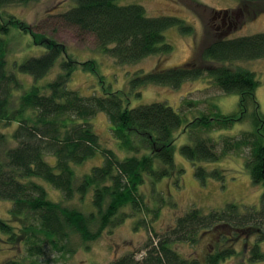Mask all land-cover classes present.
<instances>
[{
  "label": "trees",
  "instance_id": "trees-1",
  "mask_svg": "<svg viewBox=\"0 0 264 264\" xmlns=\"http://www.w3.org/2000/svg\"><path fill=\"white\" fill-rule=\"evenodd\" d=\"M30 1L37 0H0V198L12 201L10 213L20 224L13 226L0 218V239L7 236L8 241L20 242L24 247L22 256L6 259L2 264H40L34 258L44 255L48 245L57 251L72 252L68 247L70 236L78 235L87 242L136 212L144 211L145 216L153 212L157 216L158 209L148 207L139 187L146 175L153 185L171 173L168 168L175 169V131L184 123L183 115L164 101L128 107L120 90L82 95L70 88L73 72L85 62L75 60L63 44L44 33H35L31 25L4 10L13 3ZM236 1L249 10L255 7V1L261 0ZM263 10L264 7H259L257 12ZM3 16H6L4 23ZM57 16L62 23L92 35L100 52L119 64L159 54L155 67L147 72L139 70L129 80L132 88L148 83L177 88L187 79L206 77L221 92H236L238 110L232 114L211 111L199 123H187L184 128L193 142L182 145L180 150L191 160L215 161L230 151L244 149L252 182L263 185L259 208L236 202L209 211L190 207L176 216L171 228L155 233L154 238L149 237L142 246L109 264H202L195 255H181L174 244H195L208 235L209 247L203 263L219 264L238 254L233 243L248 234H253L256 240L248 250L249 260L264 264V252L258 243L264 241V112L259 110L255 98L258 84L255 73L227 64L264 57V31L218 37L208 23L188 62L164 66L166 55L172 50L165 38L166 29L179 25L182 32L189 33L193 28L179 17L149 16L143 5L122 4L119 0H74L72 6L60 10ZM12 27L28 32L32 43L41 49L10 67L9 42L3 36ZM56 64L58 71L52 78L39 82ZM19 74L29 75L32 83L25 86ZM188 99L181 102L182 109L193 106V100ZM98 112L106 114L118 146L130 155L121 158L102 144L90 122ZM248 117L253 128L236 136L216 140L197 133L200 127L229 128ZM97 153L102 155V163L91 167L77 181L73 165ZM222 171L197 166L195 175L202 181L209 176L222 179ZM41 180L52 185L65 200L72 199L75 193L82 198L92 191L93 210L85 213L49 198ZM127 206L131 212L123 211ZM144 224H150L146 217L136 220L135 228Z\"/></svg>",
  "mask_w": 264,
  "mask_h": 264
},
{
  "label": "rangeland",
  "instance_id": "rangeland-1",
  "mask_svg": "<svg viewBox=\"0 0 264 264\" xmlns=\"http://www.w3.org/2000/svg\"><path fill=\"white\" fill-rule=\"evenodd\" d=\"M119 2L122 4L139 3L143 5L149 16H176L193 27L189 33L182 32L179 25H172L166 29L165 38L172 45V50L166 55L164 66L188 62L194 54L196 44L203 39V31L207 29L208 23L212 24L214 34L218 37H227V35L236 37L264 31V10L257 12L259 7H264V0L255 1L253 3L255 7L249 10L238 5L236 0H119ZM73 4L74 0H37L13 3L4 10L7 11L6 14H14L22 22L31 25L35 33H44L56 42L63 44L75 60L85 62L84 66L78 65L73 72L68 83L70 88L77 90L82 95L103 94L105 90H120L124 93V105L128 107L164 101L183 115L184 123L175 131L173 157L175 169L168 168L171 173L153 185L150 183V177L146 175L144 183L139 187L148 207L158 209L157 216L153 212L146 216L144 211L136 212L117 226L106 227L94 240L83 242L78 235L70 236L68 247L73 250L72 252L66 251L67 249L57 251L48 245L46 253L38 259L35 257L34 260L40 264H109L112 260L142 246L149 237L154 238L155 233H162L171 228L176 216L190 207H200L203 211H209L220 208L225 203L236 202L240 206L249 205L259 208L263 185L252 182L250 178L246 165V150L230 151L215 161L191 160L185 157L180 150L182 145L193 142V138L184 128L187 123H199L201 117L211 115V111L221 114L235 113L238 110L239 95L236 92H221L206 77L187 79L177 88L160 83H148L140 88H132L129 80L134 77L133 75L139 70L143 72L151 70L161 56L150 54L133 63H117L113 57L100 52L92 35L80 32L76 27L66 25L59 19L58 12ZM205 6L209 8H204ZM228 16H230L231 22L221 23L220 19ZM5 21L6 16H3L1 22ZM8 31V33H4L3 37L9 42L7 61L10 67L12 64L40 52L41 47L32 43L28 32H19L16 27H12ZM227 64L232 68L237 66L247 68L255 73L258 81L255 98L259 110L264 112V57L233 61ZM57 71L56 64L39 82L52 78ZM19 76L25 86L32 83V78L29 75L19 74ZM207 86V90H202ZM186 98L193 100L191 101L193 106L182 109L180 104ZM90 122L104 146L115 150L121 158L130 155L128 151L118 146L104 112H98L90 119ZM252 128L248 117L242 121L234 122L229 128L200 127L197 133L203 137L218 140L223 136L239 135L244 130ZM10 143L13 145L14 141ZM46 158L48 160L49 156ZM102 161V155L97 153L83 163L73 165L76 180L78 181L91 167L101 164ZM161 164L167 168V165L162 162ZM197 166H202L206 170L221 169L223 178L209 176L205 181H202L195 175ZM41 182L45 186L49 198L61 201V203L85 213L93 210L92 191L82 198L79 193H75L72 199L65 200L52 185L42 180ZM11 205V200L0 198V218L8 220L13 226H20L10 213ZM123 211L131 212L128 206L123 207ZM143 217H146L150 224L135 228V221ZM209 237V235L201 237L195 244L176 242L174 247L181 255L187 257L195 255L204 264L203 258L209 247ZM255 241L253 234L242 236L233 243L238 254L228 257L219 264H256L257 262L249 260L248 254L250 246ZM258 243L259 248L264 252V241ZM23 251L22 243L8 241L7 236H2L0 239V264L4 263L6 259L22 256Z\"/></svg>",
  "mask_w": 264,
  "mask_h": 264
},
{
  "label": "flooded vegetation",
  "instance_id": "flooded-vegetation-1",
  "mask_svg": "<svg viewBox=\"0 0 264 264\" xmlns=\"http://www.w3.org/2000/svg\"><path fill=\"white\" fill-rule=\"evenodd\" d=\"M220 20H221V23H222V22H223V23L231 22V18H230V16H228V17H224V18H221Z\"/></svg>",
  "mask_w": 264,
  "mask_h": 264
}]
</instances>
